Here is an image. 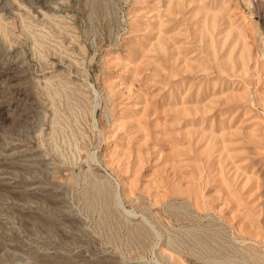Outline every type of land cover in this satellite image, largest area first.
Masks as SVG:
<instances>
[{"label":"rangeland","instance_id":"374dc122","mask_svg":"<svg viewBox=\"0 0 264 264\" xmlns=\"http://www.w3.org/2000/svg\"><path fill=\"white\" fill-rule=\"evenodd\" d=\"M263 248L264 0H0V264Z\"/></svg>","mask_w":264,"mask_h":264},{"label":"bare ground","instance_id":"6f19581e","mask_svg":"<svg viewBox=\"0 0 264 264\" xmlns=\"http://www.w3.org/2000/svg\"><path fill=\"white\" fill-rule=\"evenodd\" d=\"M214 22H215V19H214ZM212 26H213V24H212ZM211 27V26H210ZM209 27V28H210ZM213 29V28H212ZM214 29H216V27L214 28ZM207 32H208V30H207ZM212 32V31H211ZM208 34V33H207ZM211 34H213V33H211ZM209 35V34H208ZM213 45V44H212ZM213 48H214V46H213ZM212 48V49H213ZM93 184V183H92ZM91 184V185H92ZM92 189H93V191L95 190L96 191V193L98 194V195H100L101 194V196H102V194H105L107 191H106V189H105V185L103 184V182H100V181H98L97 183H94L93 185H92ZM108 190V189H107ZM94 193V192H93ZM109 193V192H108ZM98 195H97V197H98ZM109 195V194H108ZM117 195V194H116ZM116 195H115V197H116ZM118 196V195H117ZM107 196H104V198L103 199H105V202L107 201ZM119 197H120V195H119ZM101 198V197H100ZM120 199V198H119ZM96 200V199H95ZM100 200V199H99ZM102 200V199H101ZM101 200L99 201V202H101ZM122 200V199H121ZM92 200H90V202H91ZM95 204V203H94ZM121 204H122V201H121ZM90 205H91V203H90ZM107 205V204H106ZM94 206V205H93ZM169 207V206H168ZM180 207V206H179ZM173 208H176V207H174L173 206ZM172 208V209H173ZM182 209V208H181ZM179 210V209H178ZM104 217H106V216H104ZM104 219H106V218H104ZM221 226V225H220ZM139 227V226H138ZM137 229V228H136ZM135 230V229H134ZM143 230V229H142ZM193 230V229H192ZM185 231V230H184ZM137 232V231H136ZM219 232V231H218ZM217 232V233H218ZM138 233V232H137ZM133 234V233H132ZM141 234V233H140ZM143 234V233H142ZM189 234V233H188ZM202 234H204V233H202ZM206 234V233H205ZM137 235V234H136ZM184 235H185V233H184ZM205 236V235H204ZM215 237V236H214ZM192 238V237H191ZM190 239V238H189ZM195 239V238H194ZM247 239V238H246ZM196 240V239H195ZM209 240V239H208ZM249 240V239H248ZM245 241V240H244ZM254 241V240H253ZM248 242V241H247ZM252 242V241H251ZM254 243H256L255 241H254ZM213 244H214V242H213ZM263 244V243H262ZM200 246V245H199ZM207 248V247H206ZM217 248V247H216ZM238 248H240V247H238ZM243 248V247H242ZM264 249V248H263ZM204 250V249H203ZM219 250V249H218ZM205 251V250H204ZM210 251V250H209ZM195 253V252H194ZM216 256V255H215ZM242 256V255H241ZM197 257H199V256H197ZM213 258V257H212ZM231 258V257H230ZM202 259H204V258H202ZM201 259V260H202ZM208 259H210V258H208ZM205 260H207V259H205ZM211 260V259H210ZM218 260V259H217ZM222 260H223V258H222ZM204 261V260H203ZM212 261V260H211ZM216 261V259L214 260V262ZM206 262V261H205ZM216 262H218V261H216ZM234 262V264H240V263H238V262H236V261H233ZM210 264H212L211 262H210ZM215 264V263H214ZM218 264H228V263H224V262H222V263H219L218 262ZM229 264H233V263H229ZM241 264H264V253H262V252H258V251H254V250H252V249H248L247 251H245V254H244V261L241 263Z\"/></svg>","mask_w":264,"mask_h":264}]
</instances>
